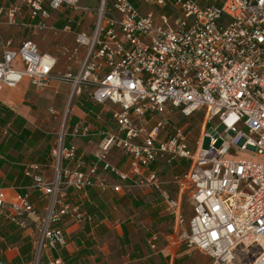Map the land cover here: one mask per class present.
<instances>
[{"label":"built area","instance_id":"1","mask_svg":"<svg viewBox=\"0 0 264 264\" xmlns=\"http://www.w3.org/2000/svg\"><path fill=\"white\" fill-rule=\"evenodd\" d=\"M79 1L0 0V19L13 24L25 10L24 26L35 34L53 14L67 11L56 30L72 35L82 57L76 74L59 78L71 96L84 88L91 101L118 106L111 113L115 132L102 139L100 159L116 148L131 162L125 170L104 162L102 170L161 192L158 175L143 171L161 154L187 159L189 168L176 183L191 214L184 220L181 200H168L176 223L172 246L180 243L177 229L185 222V245L205 254L209 264H236L240 255L248 264H264V0H96L93 9ZM78 12L92 16L87 29H75ZM56 65L32 36L17 46L0 41V91L23 79L43 91ZM202 110V132L190 150L186 131L169 128L168 119L174 111L189 117ZM230 116L236 125L225 123ZM224 133L232 137L219 142ZM62 137L50 150L51 181L37 164L25 170L48 199L43 212L25 197L8 202L0 189V207L7 206L14 220L38 224L32 264H63L58 257L40 259L43 249L65 244L56 225L77 216L58 196L62 185L76 191L123 188L98 175L96 164L88 171L65 167L75 147Z\"/></svg>","mask_w":264,"mask_h":264},{"label":"crops","instance_id":"2","mask_svg":"<svg viewBox=\"0 0 264 264\" xmlns=\"http://www.w3.org/2000/svg\"><path fill=\"white\" fill-rule=\"evenodd\" d=\"M66 12L63 9L53 14L47 22L49 27L59 29ZM20 18L24 19L22 24L28 22L25 10ZM91 22V15L78 12L75 29H87ZM10 34L14 33L6 31L8 38ZM44 36L52 40V45L45 50L38 47L39 51L55 56L57 61L61 58L59 46L73 40L71 34ZM25 38H18V44ZM55 72L43 91L35 90L27 79L0 91V189L6 200L25 197L37 211H44L48 199L35 189L25 170L30 164H37L44 179L51 181L54 174L50 150L62 136L64 145L75 147V157L64 162L65 167L88 171L96 164L98 175L123 188L118 192L98 187L76 191L62 185L58 196L77 216H65L56 225L65 244L43 249L40 259L46 262L58 257L63 264H173L178 258L173 253L178 244L172 246L171 241L176 223L167 203L182 200L176 181L187 172L189 161L161 154L150 163L143 174L155 172L161 192L148 185H130L131 179L120 182L104 172V162L121 170L131 163L126 153L116 148L109 149L100 159L102 139L115 132L111 113L118 106L91 101L86 89L71 96L69 84ZM187 210L184 212L182 204L184 220L191 214ZM37 234L36 222L14 220L7 206L0 207V264H32Z\"/></svg>","mask_w":264,"mask_h":264},{"label":"rangeland","instance_id":"3","mask_svg":"<svg viewBox=\"0 0 264 264\" xmlns=\"http://www.w3.org/2000/svg\"><path fill=\"white\" fill-rule=\"evenodd\" d=\"M79 4L86 5L93 9L95 7L96 0H86V1L81 0L79 1ZM22 14H23V11L21 15ZM21 15L16 16L15 22L13 24H7L4 22L3 19H0V41L2 40L5 41L6 39L12 38L11 42L14 45H17L18 40H19L18 38H20L21 40L22 38L32 36L33 41L36 42L39 49L45 50L47 46L52 45V42H51L52 40L45 37L44 36L45 34L51 37L52 36L61 37L63 35H68V33L66 32L56 30L57 29L56 27L50 28L49 27L50 25H48V23H46L47 26L45 28L38 30L35 34H32V29H28V28L25 29L24 24L21 23L24 21V19L20 18ZM155 19L158 23H160L158 15H155ZM6 31H11L14 34L8 35L10 37L8 38L6 36ZM74 48H75V44L73 40L69 42H64V44L59 46V51L61 52V58H58L55 70H53V71H56L55 73H60V75L65 72H70L72 75L76 74L78 65L82 57V50L77 49V51H75ZM83 91H84V88H82L81 93H83ZM202 114H203V110L200 112L199 111L194 112L189 117H184L178 111L176 112L174 111L171 114V116H169L168 123L170 124V126L168 125V127L170 128L171 126H176V127L183 128L186 131L187 145L188 147H190L189 148L190 150H194L193 147L195 146V142L198 136L202 132L203 121H204ZM236 122L237 121L235 120L234 116H230L225 120V123L227 125H231V124L236 125ZM212 123L217 124V121L216 120L212 121ZM231 137L232 136L230 134L224 133L222 134V137L219 138L218 140L219 142H222L223 140L227 142L229 141ZM203 145L204 146L207 145L206 138L203 142ZM187 199H188L187 195L183 194L181 202L183 204L184 212H188L187 209L191 210V205ZM186 230H187V227L185 225V222H183L182 225H180V227H178L177 229L180 235V238L182 236V239L180 243L178 244V247H176L175 251H173V253H175L174 256H177L178 257L177 259H180V261L182 262L181 264H208L209 258L205 254H203L202 252L198 250L188 248L185 245V241L183 238H184Z\"/></svg>","mask_w":264,"mask_h":264},{"label":"bare ground","instance_id":"4","mask_svg":"<svg viewBox=\"0 0 264 264\" xmlns=\"http://www.w3.org/2000/svg\"><path fill=\"white\" fill-rule=\"evenodd\" d=\"M249 251H250V256H251V258H252L253 256H255V254L252 253V252H255V251H256L254 248H251ZM240 257H241V255L238 257V261H236V264H248V263L245 262V261L239 260Z\"/></svg>","mask_w":264,"mask_h":264},{"label":"trees","instance_id":"5","mask_svg":"<svg viewBox=\"0 0 264 264\" xmlns=\"http://www.w3.org/2000/svg\"><path fill=\"white\" fill-rule=\"evenodd\" d=\"M60 28V27H59ZM182 262L180 261V259H174L173 264H181ZM209 264V261H208Z\"/></svg>","mask_w":264,"mask_h":264}]
</instances>
